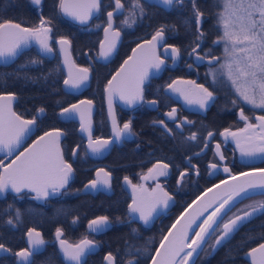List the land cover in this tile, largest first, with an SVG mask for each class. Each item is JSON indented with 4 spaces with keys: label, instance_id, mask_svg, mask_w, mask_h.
Returning <instances> with one entry per match:
<instances>
[{
    "label": "flooded vegetation",
    "instance_id": "flooded-vegetation-1",
    "mask_svg": "<svg viewBox=\"0 0 264 264\" xmlns=\"http://www.w3.org/2000/svg\"><path fill=\"white\" fill-rule=\"evenodd\" d=\"M114 1L100 0L98 13L84 26L64 19L58 3L61 18L77 27L76 40L80 41L79 50L82 49L80 53L74 51L73 60L91 75L86 90L79 94L66 93L62 88L65 74L55 44L59 39L53 40L51 37L54 54L51 59L42 58L58 60L63 75L62 92L78 96L75 102L90 100L85 94L91 88L97 69L99 79L95 90L100 87L103 95L111 76L131 50L158 32L165 37V42L158 49L164 67L157 77L143 86L142 102L137 107L131 110L115 108L119 131L128 126L130 137L126 135L127 139L114 143L107 153L101 148L90 154L78 131L69 134L64 141L67 148L62 152L74 177L67 187L59 194L39 202L30 198L32 194L23 193L15 197L22 202L23 208L28 209L27 218L30 221V228L22 233V244L11 254L15 264L21 252L30 258L29 264L43 261L42 264H48L49 255L55 264H65L59 249L62 241L70 246L88 242L87 247L92 252L84 256L81 264H144L143 253H138L142 252L139 247L145 246V241L143 238L132 240V235L161 227L162 221L174 213L177 204L188 203L222 179L248 169L264 167V107L259 106L253 89L248 90L241 85L242 78L232 58V38L226 31L227 22L223 19L228 8L226 0H158L159 5L144 0H116L122 6V11L113 16V30L120 33L121 40L110 60H98L108 14L118 7ZM28 3L37 9L31 0ZM43 5L44 0L40 9ZM139 10L144 14L156 13L159 22L160 30L148 38L143 37L150 32L149 22L128 20L131 11L136 13ZM67 41L72 54V41ZM164 47H173L175 51L167 50L170 57H165L162 53ZM127 49L128 53H125ZM40 110L43 114L37 120ZM40 110L33 119L36 126L45 115V111ZM104 114L107 132L104 135L93 133L94 140L112 138L105 104ZM60 122L66 124L72 121ZM133 145L139 147L135 154ZM123 162L124 167L120 168ZM155 166L157 168L153 170ZM152 170L155 174L149 176ZM123 181L138 190L145 189L148 195L159 189L167 198H172L174 204L166 214L146 226L144 221H137L128 211L131 198ZM67 203L75 204L74 219L77 222L74 226L70 225L71 220L66 213ZM259 205H264L263 197L253 208ZM114 216H117L116 222ZM228 216L221 221L220 231L212 239L209 257L215 253L213 245L221 233V225L233 217ZM102 218L110 225L108 229L97 232L88 229L91 221ZM256 218L242 226L254 222ZM129 222L141 229L131 230ZM30 230L34 231L30 235L31 248L25 240ZM247 251L241 254V264H248L243 258ZM80 254L81 251L78 252ZM199 264L212 263L206 260Z\"/></svg>",
    "mask_w": 264,
    "mask_h": 264
},
{
    "label": "water",
    "instance_id": "water-1",
    "mask_svg": "<svg viewBox=\"0 0 264 264\" xmlns=\"http://www.w3.org/2000/svg\"><path fill=\"white\" fill-rule=\"evenodd\" d=\"M31 1L39 13L42 0ZM144 1L159 5L158 0ZM114 2L118 7L108 14L98 60H110L121 40L120 33L113 30V16L121 13L122 6L116 0ZM99 4L100 0H60L59 10L67 21L84 26L98 13ZM164 42L163 33L158 32L137 44L104 88L105 113L112 131L111 139L92 138L95 114L92 101L81 99L60 110V121L77 123V131L85 140L88 153L92 154L101 148L107 153L114 143H120L123 138L127 139L126 135L130 137L128 126L119 131L115 108L118 106L131 110L142 102L143 86L157 77L164 67V60L158 53ZM55 44L65 74L63 90L75 94L83 92L89 86V71L75 64L66 39H59ZM29 47H33L41 57L52 58L54 51L51 48V37L43 26V19L40 20L38 29L22 27L13 22L0 24V66H9ZM167 50L175 51V48L164 47L163 55L170 57ZM16 101L15 94H0V198L6 192L13 195L27 193L32 194L34 197H29L39 202L59 194L74 175L71 166L64 161L59 145L64 136L63 131L48 130L25 145L36 134V120L18 115L14 110ZM42 114V110L37 113V120ZM153 170L149 176L155 174ZM123 186L131 198L128 211L137 221H144L146 226H150L160 215L166 214L174 204V200L167 198L159 189L148 195L145 189L138 190L128 185L127 181H123ZM255 195H264V167L236 173L207 187L174 219L157 244L148 264H194L223 218L237 204ZM262 213L264 205H259L223 222L213 250L224 245L243 224ZM109 227L103 218L88 224V229L94 232ZM33 232L30 230L25 237L30 248V235ZM87 244V241H82L77 246H70L65 241L60 242L59 249L65 264H81L84 256L92 252ZM80 251L81 254L78 255ZM7 252V248L0 246V256ZM107 258L110 260L109 256ZM243 258L248 264H264V242L248 250ZM29 263L30 258L24 252L18 254L16 264Z\"/></svg>",
    "mask_w": 264,
    "mask_h": 264
},
{
    "label": "trees",
    "instance_id": "trees-1",
    "mask_svg": "<svg viewBox=\"0 0 264 264\" xmlns=\"http://www.w3.org/2000/svg\"><path fill=\"white\" fill-rule=\"evenodd\" d=\"M58 3L59 0H44V5L38 13L37 9L30 6L28 0H0V24L4 22H13L22 27L38 29L40 20L43 19V26L47 29L49 36L52 37L53 40L65 38L72 41L74 49L72 51V56L75 57L74 51L80 53L82 49L79 50L80 41L76 40L77 27L61 18L58 10ZM155 16L156 13L154 12H147L144 14L142 10H139L136 13L131 11L128 20L149 22L150 24L148 27L150 32L146 37H143L148 38L154 34L156 30H160L159 22H157ZM163 17H165V15H163ZM96 20H98V18H96ZM83 46L84 45H81V47ZM128 49L125 53H128ZM124 51L125 50L122 49V53H124ZM62 78L63 75L58 60L55 58L48 61L40 57L33 47H29L26 51L21 53L10 66H0V94L11 93L17 96L14 110L23 118L33 120L36 117V113L40 109H43L45 115L41 121L37 122L36 135H40L52 129L62 130L64 132V137L61 138L59 145L61 149L64 150V148H67L64 146V141L68 139L69 134H76L77 124L74 122L66 124L61 123L57 116L62 108L78 100V96L62 92ZM98 79L99 72L96 69L91 88H89L85 96L90 98L96 107V112L93 118V133L95 135H104V133L107 132L104 114V100L100 87L95 90ZM132 148L134 154L137 153L139 147L133 145ZM148 150L151 151V149ZM123 167L124 162L121 164L120 168ZM22 194L23 193L13 195L6 192L3 197L0 198V246L7 247L10 252L5 256H0V264H15L11 254L17 246L22 244L20 239L22 238L23 231L30 228V221L27 218L28 209L26 207L23 208L24 206L22 202L17 201L15 198ZM196 196L191 198L188 203ZM257 197L264 198V195H255L242 202ZM12 199L15 202H12ZM188 203L177 204L174 213L162 221L161 227H154L145 233L132 235V240L143 238L145 241V246L139 247L142 252L138 253L139 255L143 253L144 264H148L164 233ZM65 208L68 218L71 220L70 225L74 226L77 222L74 219L76 213L75 204L67 203V207ZM235 208H233V210ZM229 214L230 212L224 217V219ZM116 217L117 216H114L116 219L115 222L117 221ZM129 227L131 230L141 229L133 222H129ZM219 231L220 228L218 225L211 238L207 241L198 255L194 264H199L206 260H209L212 264H241L242 253L264 242V213L257 216L254 222L242 226L227 243L221 246V248L213 250L215 251L214 255L209 257L212 239L219 233ZM52 260V256L49 255L48 264H55Z\"/></svg>",
    "mask_w": 264,
    "mask_h": 264
},
{
    "label": "rangeland",
    "instance_id": "rangeland-1",
    "mask_svg": "<svg viewBox=\"0 0 264 264\" xmlns=\"http://www.w3.org/2000/svg\"><path fill=\"white\" fill-rule=\"evenodd\" d=\"M226 5L223 19L232 38V58L241 75V85L253 89L259 106L264 107V0H226ZM260 198L242 202L228 217L247 212Z\"/></svg>",
    "mask_w": 264,
    "mask_h": 264
}]
</instances>
